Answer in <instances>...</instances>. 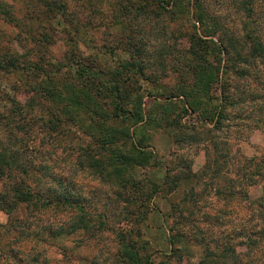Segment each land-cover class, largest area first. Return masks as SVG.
<instances>
[{"label": "trees", "instance_id": "trees-1", "mask_svg": "<svg viewBox=\"0 0 264 264\" xmlns=\"http://www.w3.org/2000/svg\"><path fill=\"white\" fill-rule=\"evenodd\" d=\"M16 1L23 8L19 17L0 0V18L13 31L9 36L0 33V75L12 78L11 92L0 101V211L5 214L0 223V264H49L45 246L77 230L111 231L120 264H168L171 256L179 262L178 248L171 245L180 234L170 237L168 253L156 261L144 251L147 242L139 224L151 209V200L175 191L181 179L189 192L172 203L175 225L191 220L199 201L193 197L195 184L209 187L226 205L243 206L248 212L227 238L207 239L204 231L192 228V237L203 251L200 261L264 264L263 253L256 254L264 249V153L233 161L227 143L238 125L264 132V0L134 4L132 19L149 18L160 10L171 19L188 16L191 22L192 31L185 35L187 47L175 67L178 81L166 94L151 96V110L144 105L142 87L135 86L144 76L139 60L143 47L129 36L118 38V43H93L91 33L86 39L81 34L122 21L102 23L95 18L97 9L90 0H76L72 6L67 0ZM123 9L128 7L120 12ZM223 9L237 15L236 27L222 21ZM109 11L111 19L120 17L115 7ZM58 40L64 47L55 55ZM116 44H122L120 49L127 55H115L116 64L108 65L104 56L113 57ZM190 116L193 122L183 120ZM151 126L201 142L200 169L192 172L179 157L181 167L170 176L169 165H163L150 148L146 131ZM72 127L87 139L77 142L71 169L49 161L46 149L33 150L30 145L37 136L39 143L60 136L68 140ZM37 153L42 160L34 162ZM148 166H163L162 175L154 179L145 175L142 169ZM72 169L88 170L109 184L111 198L106 199L115 210L105 207L90 215L86 197L74 190ZM243 184L259 186L260 193L254 198L240 195ZM208 216L216 224L221 222L218 213L204 219ZM110 217L117 220V228L110 225ZM236 245L246 247L240 257Z\"/></svg>", "mask_w": 264, "mask_h": 264}, {"label": "rangeland", "instance_id": "rangeland-1", "mask_svg": "<svg viewBox=\"0 0 264 264\" xmlns=\"http://www.w3.org/2000/svg\"><path fill=\"white\" fill-rule=\"evenodd\" d=\"M3 1L14 16H20L23 9L21 2L16 0ZM75 1L67 0L69 6H72ZM90 2L97 9L95 18L102 19V23L104 21L106 23L113 21L122 22L115 23L113 26L101 24L97 29L86 33L83 32L81 34H83L84 39H86L85 35L89 36V33H91L93 38H90L93 40V43L102 40L109 43L111 41L118 43V38L124 39V37L129 36L143 47V52L139 54V60L144 65V76L139 77L135 81V86L140 84L142 87L144 105L150 109L151 96L163 95L162 93L166 94L172 90L174 84L178 81V72L175 67L177 66L179 57H182L184 54V47H187L185 35L192 31L189 17L181 16L171 19L170 16L158 10L160 13L152 15L149 18L139 17L132 19L131 14L133 10L131 7L136 3L142 4V0H90ZM124 6H127L128 9H123L120 12V9ZM113 7L118 9L116 14L120 16L116 20L111 19L109 11ZM209 7L212 10V6L210 5ZM222 21H225L229 27H236L238 17L233 13L232 9H227V11L223 9ZM0 33L6 36L13 33L12 27L1 18ZM62 38L63 34L59 33V39L61 40ZM116 45L117 48L113 57H110L109 54L104 56V61L108 65L116 64V61H114L115 55L122 58L127 55L125 51L120 49V47L122 48V44ZM63 47L62 41L58 40L53 46V53L60 55ZM11 82L12 78L9 75H0V101H4L5 95L11 92L9 88ZM19 93H23V90L19 91ZM183 120L193 122L194 118L190 116ZM238 127L232 130V135L227 139L231 160L235 161L253 155L261 157L264 153V132L258 129L245 130L240 128V125ZM68 133L70 134V139L68 140L64 136H60L39 143V136H37L30 142V145L33 147V150L40 148L42 149L41 151H44L46 149L48 152L45 157H49V161H55V164L58 165L65 164L71 169L74 166L78 150L76 148L77 142L82 137L84 139L87 138L84 135L82 136V133L73 127L70 128ZM146 134L151 138L149 145L154 151L156 158L163 165H169V169L171 170H169L168 174L170 176L173 175L174 168L181 167L177 163L179 157L184 164L186 163L189 166L192 172L198 171L202 166L204 152L201 142L195 141V139L194 141H189L187 137L180 135V133L173 135L172 132L167 133L163 129L153 126L148 127ZM184 134L186 135V132ZM0 136H2L1 131ZM189 136L195 138L193 135ZM174 137L177 140L176 142L174 141ZM40 158V154L37 153L33 161L37 162ZM75 169L71 170L73 174H70L69 177L75 181L77 186L74 189L75 192L86 197L87 206H85V210L90 215L101 213L105 207H109L110 211H114L115 209L110 206L111 202L106 199L108 197L111 198L109 184L98 180L88 170L79 171ZM181 169L186 170L187 168L182 167ZM142 171L153 179L159 178L162 175L163 166H148L143 168ZM219 182L223 183V180H219ZM188 192V186L181 179L179 187L175 191L156 195L151 200V209L148 211L146 218L139 224L142 238L147 242L144 251L151 253L156 261L162 256V253H168L170 237L172 238L174 235L176 237L180 234L179 236L181 237H178L182 240V243L179 240L172 244L171 247L178 248L176 253L180 254L181 260L176 262V258L171 256L169 257L168 264H211L207 261H200L203 251L200 243L196 242L192 237V228L196 226L199 230L204 231L207 239H211V237L213 238L216 235H222L227 238V236L233 234V230L231 229L243 223L248 216L245 207L234 206L231 203L226 205L222 199L216 198L211 194L212 191L209 187L204 188L202 185L195 184L192 189L194 193L193 197L199 199V201L197 202V206L192 209L193 214L189 217L191 220L190 222H184L182 226L175 225L173 218L170 216L172 203H178L181 198L187 196ZM238 192L240 195L246 193L248 197L254 198L260 193V189L256 185L243 184L238 188ZM110 211L107 213H110ZM216 213H218L219 221H221L219 224L214 223L211 216H208L207 220L204 219V215H214ZM4 220L5 214L0 211V223L4 222ZM108 221L113 228H117L115 217H110ZM237 239L238 237L233 239L232 242L237 241ZM235 247L238 257L242 256L246 251L244 245H236ZM45 249L49 264H120L115 257L117 251L116 238L109 230L93 232L77 230L63 238H59V240H54L49 245L47 244ZM260 253H263V255L261 256ZM256 254L258 257L261 256L263 258L264 249H257Z\"/></svg>", "mask_w": 264, "mask_h": 264}]
</instances>
